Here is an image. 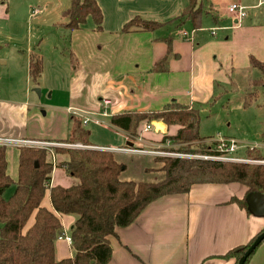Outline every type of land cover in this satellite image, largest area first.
Returning a JSON list of instances; mask_svg holds the SVG:
<instances>
[{
    "label": "crops",
    "instance_id": "0c3cea01",
    "mask_svg": "<svg viewBox=\"0 0 264 264\" xmlns=\"http://www.w3.org/2000/svg\"><path fill=\"white\" fill-rule=\"evenodd\" d=\"M95 1L102 13L101 30L94 29V22L88 16L79 29L70 31L73 73L64 90L71 104L62 110L64 128L47 137L34 133L30 125L38 112L29 110L28 105L33 100L28 99L27 91H22L19 99L8 94L0 96V138L50 144L62 141L68 136L72 116L99 121V124L90 121L86 126L106 127V119L128 112V109L121 108V104L129 97H134V106L144 104L137 108L138 112L158 111L170 102L193 107L200 112L202 108H211L222 91L235 86L239 79L251 88L253 80L249 76L254 68L250 65V57L264 63V26L256 19H248L249 9H258L257 4L264 0H196L201 12L197 29L189 21L177 19L189 6L190 0ZM232 4L242 7L247 15L237 19L227 10ZM136 16L159 22L161 27L151 32L122 33L124 24ZM31 53L24 60L27 67ZM164 59L163 69L156 71L154 66ZM0 63L6 65L7 60ZM43 69L42 59V73ZM28 76L31 80L29 71ZM138 96L141 99H137ZM157 123L161 125L158 132H141L146 126L140 124L137 137L130 140L108 122L105 130L111 141H107L113 145L108 147L89 141L88 148L114 152L115 159L125 165L120 175L122 181H161L164 178L162 163L143 154L146 153L144 149L162 147L159 144L162 138L175 135L179 127H166L160 121L148 124L157 128ZM263 144L264 141L261 148H264ZM122 148L142 150V153L122 152ZM16 149L18 168V147ZM47 150L53 157V151ZM11 159L10 165L6 159L7 173L15 182L17 169L13 170ZM11 167L13 173L10 172ZM50 183L67 186L71 180L55 168ZM245 193L246 188L238 183L194 184L186 193L153 201L132 224L116 228L115 236L109 238L111 259L107 264H233V261L219 256L247 244L264 227L263 218L250 214L231 201L232 198L242 199ZM42 206L52 210L48 191ZM60 222L63 233L67 235L74 217L62 216ZM31 223L32 219L28 226ZM72 255L73 250L67 242L57 238L56 259ZM247 264H264V241Z\"/></svg>",
    "mask_w": 264,
    "mask_h": 264
},
{
    "label": "trees",
    "instance_id": "16d2710c",
    "mask_svg": "<svg viewBox=\"0 0 264 264\" xmlns=\"http://www.w3.org/2000/svg\"><path fill=\"white\" fill-rule=\"evenodd\" d=\"M196 3V0H190L189 6L177 18L189 21L194 29L200 27L201 17ZM88 16L94 22V29L100 31L102 13L96 1L70 0L63 12V17L67 19L64 27L69 31L77 30ZM160 27L159 22L136 16L124 24L121 32H151ZM164 63L165 59L154 69H163ZM250 65L261 74L255 83L262 81L264 63L250 57ZM28 71L31 80L37 82L42 73L39 54L29 55ZM252 92H255L254 88ZM261 106L264 108V96ZM151 121H160L166 127H179L175 135L164 136L162 144L184 145L205 139L199 136V110L176 102H170L158 111L112 115L109 125L135 138L140 124L146 126ZM89 135L82 120L72 116L68 136L60 142L88 147ZM51 150L53 157L47 149L19 147L17 180L14 182L7 173L6 148L0 146V264H107L111 259L109 238L115 236L116 228L132 224L153 201L163 196L186 193L194 184L238 183L245 186V196L251 192L264 195V165L163 157L158 159L163 164L164 178L161 181L136 183L120 180L125 165L115 159L113 152L54 147ZM167 151L177 153L169 148ZM201 153L210 155L214 152L205 147ZM246 155L264 158L260 152L253 153V150H247ZM55 168L71 179L69 185H51V174ZM12 185H15L13 194L4 199V191ZM47 191L52 210L42 206ZM245 196L242 199L232 198L231 201L248 212ZM62 216L74 217L68 233L73 255L57 260L55 241L63 233ZM31 219L32 223L28 226ZM255 236L247 244L235 247L219 258L237 264ZM254 252L244 264L249 262Z\"/></svg>",
    "mask_w": 264,
    "mask_h": 264
},
{
    "label": "rangeland",
    "instance_id": "374dc122",
    "mask_svg": "<svg viewBox=\"0 0 264 264\" xmlns=\"http://www.w3.org/2000/svg\"><path fill=\"white\" fill-rule=\"evenodd\" d=\"M68 5L69 0H0V61L7 60L6 65L0 63V89L2 90L0 96L8 94L11 98L19 99L22 91H27L28 99L33 100L28 105L30 106L29 110L38 112L37 117L31 121L30 127L34 133L45 134V136L55 134L64 128L62 110L63 107L71 105L64 92L67 89L70 74L73 73L70 63L73 61V57L69 52L70 31L64 27L67 19L63 17V12ZM257 8L249 9L250 17L248 19H256L257 23L264 26V2L257 4ZM89 20L92 23L91 19ZM57 23H62V25ZM31 52L41 55L43 59L44 71L37 83L29 79L27 61H24L27 60L28 54ZM74 65H77L76 61H74ZM250 72L251 76L249 77L253 80L251 88H248L247 84L244 85L243 80L239 79L235 86L226 87L225 92L222 91L221 97L211 108L200 110L199 136L205 139L184 145L160 142L162 147L144 149L146 153L143 154L155 157L154 160L157 162H160L158 159L163 157L212 161L200 158V155L205 156V154L199 153L205 147L215 150L219 142L215 139L221 136L231 138L238 144V148L234 152H230L228 156L246 161L223 160L220 162L246 163L253 166L264 165L258 163L264 158L247 157L246 155L247 150H253V153L258 151L261 156H264V148H261L260 145L264 141V108L261 106L264 96V79L255 83L261 74L256 69H252ZM45 86H51V88L46 89ZM253 88L255 92H252ZM129 98L123 100L125 103L121 104V108L128 109L126 110L128 112H138L137 108L144 104L136 102L138 105L134 106V97L133 99ZM137 99H141V97L138 96ZM54 107L56 109H53ZM108 122L109 119H106V127L105 125L96 127L92 124L86 126V129L90 131L89 141L91 144L108 147L113 145L109 142L110 135L105 130L108 128ZM159 125L156 124L157 130L161 129ZM141 132H144V128ZM111 138L113 139V136ZM107 139L109 140L107 141ZM128 139L132 140L131 137ZM41 143L40 146L32 147L39 149L53 147L90 149L85 145L65 144L60 141L52 144ZM5 146L6 159L10 165L11 157L13 158V170L16 171V147L22 146L13 144H5ZM167 148L175 150L177 153L169 152ZM10 172H12V167ZM59 174L61 173L59 172ZM14 188L15 185H12L6 189L2 195L3 198L9 199Z\"/></svg>",
    "mask_w": 264,
    "mask_h": 264
},
{
    "label": "built area",
    "instance_id": "2783aa9c",
    "mask_svg": "<svg viewBox=\"0 0 264 264\" xmlns=\"http://www.w3.org/2000/svg\"><path fill=\"white\" fill-rule=\"evenodd\" d=\"M227 10L229 13L235 14L237 19H241L247 15L246 11L237 4H232V5L228 6ZM182 34L184 36H186V32H183ZM90 121L94 122L95 124H99L98 120H96V119L91 120L89 117L83 118L82 124L84 126H86ZM150 130L158 132V130L155 128L154 125H152V124L146 125V127L144 128V131H150ZM215 140H217L219 142L217 144V148L215 150H212V152H214V153L210 154V155H205V156L200 155L199 156L200 158H204L206 160H212V161H223V160H230V161H234V162H245L246 161V160H241L239 158H232L233 156H228V154H230V152H234V150L236 148H238V144L235 140H232L230 138L226 139V138L221 137V136H219ZM5 144H13V145H18V146L32 147V146H40L42 143L41 142H34V141H27V140H12V139L0 138V146H5ZM32 144H34V145H32ZM35 144H38V145H35ZM121 151L122 152H128V153H131V152L142 153V150H133V148H122ZM52 155H53V153H52ZM258 163L264 164V160L259 161ZM62 238L67 242V244L69 246L71 245V238L69 237L68 234L66 235V234L62 233L58 237V239H62Z\"/></svg>",
    "mask_w": 264,
    "mask_h": 264
},
{
    "label": "water",
    "instance_id": "95a60500",
    "mask_svg": "<svg viewBox=\"0 0 264 264\" xmlns=\"http://www.w3.org/2000/svg\"><path fill=\"white\" fill-rule=\"evenodd\" d=\"M248 204V212L264 219V195L259 192H251L245 196ZM264 240V230L258 233L247 250L239 258L237 264H244L246 259L254 252L256 247Z\"/></svg>",
    "mask_w": 264,
    "mask_h": 264
}]
</instances>
